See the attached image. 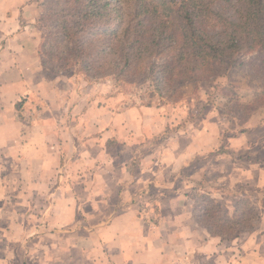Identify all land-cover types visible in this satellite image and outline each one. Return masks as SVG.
Returning a JSON list of instances; mask_svg holds the SVG:
<instances>
[{
	"label": "rangeland",
	"instance_id": "1",
	"mask_svg": "<svg viewBox=\"0 0 264 264\" xmlns=\"http://www.w3.org/2000/svg\"><path fill=\"white\" fill-rule=\"evenodd\" d=\"M107 1L109 8L120 5L131 12L132 0ZM259 1L264 4V0ZM85 4V0H40L34 22L26 24V31L35 37L41 77L48 82L47 96L43 91L42 96L36 92L29 95L31 100L26 99L28 94L21 95L15 110L24 121L33 123L44 109L48 111L47 104L39 99L55 96L57 104L64 105L63 113L78 117L84 112L87 116L79 123L88 124L90 129L106 128L102 135L111 138L103 160L130 166V183L126 181L125 187L127 194L133 195L131 207L151 227L149 236L160 244L149 252V258L160 257L162 249V257L176 262L182 254L180 247L187 246L193 249L185 253L188 262L264 264V97L260 95L264 43L235 49L233 62L217 63L212 76L197 85H187L173 101V97L168 98L171 89L162 85L149 94L152 83L141 85L137 77L140 70L146 72L150 66L163 63L169 54L143 56L122 81L116 80L106 58L97 57L103 48L108 49L99 45L109 36L108 30L95 28L92 18L85 17ZM249 6H254L251 0H212L209 8L213 12L207 15L212 14V22L217 21L213 33L222 32L221 18L242 22ZM115 21L117 24L119 18ZM50 81L54 90L49 94ZM8 91L11 95V89ZM130 106H137L140 114L134 112L131 119L127 116L120 121L121 125H112L111 114L127 112ZM98 114L100 124L95 126ZM96 155L91 162L104 163ZM70 164L59 168L63 175L73 176L79 171L77 159ZM182 193L186 194L180 197ZM202 195L214 201L211 204L215 207L208 213L204 209L211 204ZM13 219L11 214L0 213V224L9 220L13 226L17 223ZM177 227L187 231L184 238L180 237L183 246L178 244ZM1 231L2 227L0 235Z\"/></svg>",
	"mask_w": 264,
	"mask_h": 264
},
{
	"label": "crops",
	"instance_id": "2",
	"mask_svg": "<svg viewBox=\"0 0 264 264\" xmlns=\"http://www.w3.org/2000/svg\"><path fill=\"white\" fill-rule=\"evenodd\" d=\"M39 7L40 0H0V213L17 221L13 226L9 220L0 224V264H197L187 260L185 253L193 249L183 246L180 237L187 231L179 227L174 230L183 247L177 261L162 257V249L160 257L149 258L160 244L131 207L133 195L125 187L130 166L103 160L111 138L102 135L104 126L90 129L79 123L87 115L63 113L64 105L57 104L55 96L39 99L48 111L33 123L15 110L21 95L31 100L29 95L42 96L43 91L47 96L35 37L26 31ZM49 85L50 94L54 86L51 81ZM126 109L111 114L112 125L140 114L137 106ZM96 118L99 126L101 115ZM95 155L104 163L91 162ZM74 158L79 171L63 175L59 168L71 166Z\"/></svg>",
	"mask_w": 264,
	"mask_h": 264
},
{
	"label": "trees",
	"instance_id": "3",
	"mask_svg": "<svg viewBox=\"0 0 264 264\" xmlns=\"http://www.w3.org/2000/svg\"><path fill=\"white\" fill-rule=\"evenodd\" d=\"M211 1L132 0L129 13L130 10L125 11L120 5L109 8L111 4L107 0H85V17L92 18L95 28L108 30L109 36L99 41V45L107 46L108 49L103 48L97 57L102 55L106 58L108 68L118 81H122L130 70L139 65L141 57L146 59L168 53L169 57L163 63L150 66L152 62L148 61L150 69L146 72L140 70L137 77L141 85L150 86L152 83L153 86L147 90L149 94L156 93L162 85L171 89L168 97L171 99L187 85H197L209 75L212 76L217 63L233 62L231 57L235 49H248L264 43L263 2L251 0L254 6H249L242 22L221 18L222 32L215 34L212 29L217 26V21L212 22L209 17L212 14L207 15L213 12L209 8ZM116 18H119L117 24L114 23ZM112 23L115 26L110 32ZM95 51H89L88 54ZM85 59L91 60L88 57ZM86 64L91 66V63ZM260 90V95L264 97L263 85H260ZM159 96L165 98L167 94ZM201 198L209 204L214 202L206 195ZM212 206L206 205L204 210L208 213Z\"/></svg>",
	"mask_w": 264,
	"mask_h": 264
}]
</instances>
